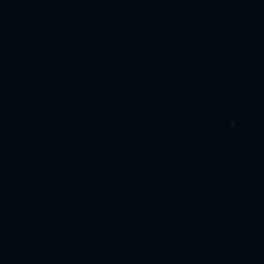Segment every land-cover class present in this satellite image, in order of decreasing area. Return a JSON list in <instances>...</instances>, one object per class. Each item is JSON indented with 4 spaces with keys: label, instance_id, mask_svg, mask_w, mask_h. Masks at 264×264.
Segmentation results:
<instances>
[{
    "label": "water",
    "instance_id": "95a60500",
    "mask_svg": "<svg viewBox=\"0 0 264 264\" xmlns=\"http://www.w3.org/2000/svg\"><path fill=\"white\" fill-rule=\"evenodd\" d=\"M0 264H264V0H0Z\"/></svg>",
    "mask_w": 264,
    "mask_h": 264
}]
</instances>
